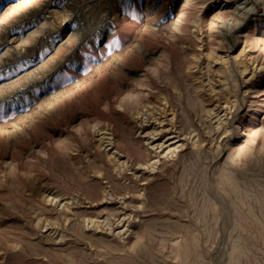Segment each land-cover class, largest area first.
<instances>
[{
  "label": "rangeland",
  "instance_id": "rangeland-1",
  "mask_svg": "<svg viewBox=\"0 0 264 264\" xmlns=\"http://www.w3.org/2000/svg\"><path fill=\"white\" fill-rule=\"evenodd\" d=\"M0 264H264V0H0Z\"/></svg>",
  "mask_w": 264,
  "mask_h": 264
}]
</instances>
